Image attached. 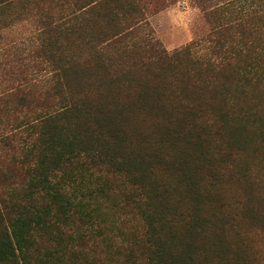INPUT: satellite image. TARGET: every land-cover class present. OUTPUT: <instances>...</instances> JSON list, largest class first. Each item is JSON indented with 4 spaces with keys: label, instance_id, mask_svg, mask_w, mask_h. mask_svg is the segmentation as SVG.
Segmentation results:
<instances>
[{
    "label": "trees",
    "instance_id": "obj_1",
    "mask_svg": "<svg viewBox=\"0 0 264 264\" xmlns=\"http://www.w3.org/2000/svg\"><path fill=\"white\" fill-rule=\"evenodd\" d=\"M14 1L46 79L0 100V264H264V21L169 53L121 0Z\"/></svg>",
    "mask_w": 264,
    "mask_h": 264
},
{
    "label": "rangeland",
    "instance_id": "obj_2",
    "mask_svg": "<svg viewBox=\"0 0 264 264\" xmlns=\"http://www.w3.org/2000/svg\"><path fill=\"white\" fill-rule=\"evenodd\" d=\"M121 1L124 5L131 4L133 9L128 16L123 15L120 21L123 25H136L131 32L132 37L127 39V42H136L152 32L153 37L159 40L169 53L185 48L193 41L207 38L214 27L225 35L236 34L241 22L252 21L258 29V22L264 21V0ZM34 4L35 6L21 1L0 0V100L10 97L7 101L12 104L15 99L13 94L17 89L29 91L33 85L46 79L45 74L39 70L40 62H34L31 57L35 45L39 42L41 23L37 8L32 10L33 7H38ZM49 7L57 9L52 5ZM102 13L103 8L98 3L88 18L97 17ZM208 13L210 18L207 17ZM100 20L101 18L97 19ZM140 22L142 24L137 27ZM208 51L210 49H207ZM202 52L207 55L206 49L203 48ZM26 96L28 99L31 97L30 93ZM37 97H41V92L35 96ZM21 116L22 114L18 117L11 116L9 121L16 118L19 121ZM21 135H16L17 138L13 141H18ZM10 159L8 146L0 141V208L11 199L10 193L16 191L23 180L20 167L11 164ZM2 171L13 174L14 178L3 179Z\"/></svg>",
    "mask_w": 264,
    "mask_h": 264
}]
</instances>
